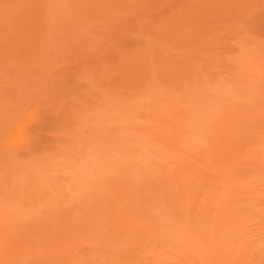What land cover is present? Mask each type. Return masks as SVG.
Returning a JSON list of instances; mask_svg holds the SVG:
<instances>
[{"label": "rangeland", "instance_id": "1", "mask_svg": "<svg viewBox=\"0 0 264 264\" xmlns=\"http://www.w3.org/2000/svg\"><path fill=\"white\" fill-rule=\"evenodd\" d=\"M0 264H264V0H0Z\"/></svg>", "mask_w": 264, "mask_h": 264}, {"label": "bare ground", "instance_id": "2", "mask_svg": "<svg viewBox=\"0 0 264 264\" xmlns=\"http://www.w3.org/2000/svg\"><path fill=\"white\" fill-rule=\"evenodd\" d=\"M166 239H167V238H166ZM180 239H181V238H180ZM163 242H164V241H163ZM163 242H162V243H163ZM163 245H164V243H163ZM164 246H165V245H164ZM169 247H170V246H169ZM166 250H167V249H166ZM170 250H171V249H170ZM169 254H171V253H169ZM164 255H165V253H164Z\"/></svg>", "mask_w": 264, "mask_h": 264}]
</instances>
